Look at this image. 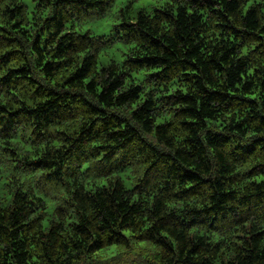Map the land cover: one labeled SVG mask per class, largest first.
<instances>
[{
    "label": "clouds",
    "instance_id": "9594fccd",
    "mask_svg": "<svg viewBox=\"0 0 264 264\" xmlns=\"http://www.w3.org/2000/svg\"><path fill=\"white\" fill-rule=\"evenodd\" d=\"M72 2L78 7L0 0V26L21 21L28 37L42 33V43L43 36L86 31L73 35L76 47L59 74L41 73L26 47L43 88L0 82V264H100V248L115 250L107 264H264V0ZM25 4L9 21L7 10ZM193 20L216 48L206 45L188 65L185 49L197 38L181 40L178 25ZM220 28L227 29L224 44ZM52 51L50 43L45 59ZM113 52L120 55L104 59ZM124 53L171 59L141 67L145 61L122 63ZM23 62L0 65V77ZM185 65L195 77L184 75ZM53 87L63 103L44 94ZM121 119L129 127L114 131L110 122ZM99 144L117 146L100 159ZM18 194L26 218L11 224ZM56 206L59 217L51 213ZM44 211L52 231L36 219ZM69 217L81 227L69 228Z\"/></svg>",
    "mask_w": 264,
    "mask_h": 264
},
{
    "label": "trees",
    "instance_id": "16d2710c",
    "mask_svg": "<svg viewBox=\"0 0 264 264\" xmlns=\"http://www.w3.org/2000/svg\"><path fill=\"white\" fill-rule=\"evenodd\" d=\"M70 6L74 9L78 7V5L72 0H68V3L62 5V7H68ZM197 8L200 7V4L197 3L195 5ZM191 7V5H190ZM27 7L26 5L18 6L17 8H12L7 10L8 18L9 21H13L15 16L20 14V11L26 10ZM213 11H218V9L213 8ZM154 11H160L159 9H154ZM195 15V14H193ZM177 16H179V12H177ZM29 21L32 19V17L29 15L26 17ZM43 19L45 21L49 20L48 16H44ZM216 27L219 28V25ZM179 28V35L181 40L188 41L189 38L193 35L196 36V40L194 42H189L188 48L185 49L186 53H190L188 56V65H191L196 57V54L200 52L202 48H204L206 45H210L211 48L215 49L216 45L208 39L207 36H205L204 31H203V26L199 24L198 21L193 20V21H188L184 22L181 21L178 25ZM41 29L46 31V28L44 25H41ZM198 29V30H197ZM15 31L20 32V36H16L14 34ZM227 32L226 28H220L219 33H217V38L220 39L221 44L225 43V40L221 37L220 34ZM0 65L7 66L9 64H12L14 61L18 60H23V63H20L18 67H10L8 68L7 72L4 73V76L0 77V82H3L5 84H9L13 81H23L27 80L31 83H36L37 87L43 88V85H40L37 81L34 80V77L32 75V68L28 64V56L30 53L26 51V47L31 49V52L36 53L37 55V60L35 61L36 66L40 68V72L44 73L45 76L56 73L59 74L61 68H66L67 67V62L63 59L69 52H71L75 47L76 44L73 40V35H86L85 33H69V32H60L56 33L55 35L59 36V39L56 40L54 37H49V36H43V43L41 42L42 39V33L28 37L29 29L23 22L21 21H15L13 23H10L9 27H3L0 26ZM21 37H24L26 39H22ZM152 40H157V37L155 34L151 35ZM232 39H236V35L233 32L232 33ZM52 44L55 48V51H52L51 53V58L50 59H45L49 55V44ZM160 44H162L164 47H169V51H174V47L170 46L167 41H159ZM199 45V46H197ZM149 47L153 48L157 52L159 51L157 45H149ZM222 54V53H221ZM125 57H127V53H124ZM154 59H171L167 54L163 56H144V55H136V56H131L127 57V59L123 60L122 63H127L128 60H135V61H145L144 65H141V67L147 66V61H152ZM43 64V67H40V64ZM223 62L221 61V65ZM188 65H185L184 69L182 70L185 76H192L195 77L197 74V70L195 68H189ZM81 67H83V63L81 62ZM151 67H155V65H151ZM201 67H204L203 64H201ZM103 71V69H101ZM149 75H155V72H149ZM76 76L75 72L69 73L67 78L64 80V83L61 85L63 90L65 92L68 91V85L69 82H75L73 81V77ZM79 81H84L86 77L80 76L77 78ZM187 83V81H186ZM92 84L91 80H87L85 83V87L87 88L88 85ZM138 88L139 85H136ZM57 89L53 87L51 89L50 93H44L45 95H50L53 100H56L57 104L63 103L58 97H56L54 94L56 93ZM210 91H217V89H210ZM102 92V90H101ZM129 92L131 94V89H129ZM222 95H231V91H226L221 93ZM75 95V93L70 94L69 96L65 97L64 100L70 101L72 99V96ZM138 96V93L136 94ZM167 99V97H165ZM242 99H250V97L245 96L242 97ZM45 103H48L46 100ZM19 111V110H17ZM35 111V110H31ZM53 111H55V105L53 108L48 110L47 114H51ZM135 111V109H134ZM44 114L42 113L41 116ZM99 118L100 119H105L104 116V109H101L99 112ZM110 126L113 127L114 131H121L124 129H127L129 125L124 123V120L121 119L120 123L118 126L114 125L112 122H110ZM157 128H161V124H156ZM128 135H132L131 133L126 134L125 136H121L118 138L120 142H123L128 138ZM117 145L116 144H110V145H104V144H99L96 147L99 149V152L97 155L100 157V159H103L105 155L108 153L105 151L106 148L111 149L115 148ZM33 163H35L33 161ZM40 170V169H38ZM53 171H55V167L53 165ZM98 183H107V181H100ZM103 191V189H101ZM131 191V189H129ZM95 195V194H93ZM19 198L16 200V207L13 210V212L8 214V221L11 224H19L22 218H26L24 214V203L23 200L25 197L22 195L18 194ZM39 199V197H37ZM97 202L98 203H103V197L98 196L97 197ZM31 203V201H29ZM132 202H129L128 207L131 206ZM49 205L45 204V209H48ZM125 211V209H121V212ZM63 212L62 209H60L58 206L52 207L51 208V213L56 214L58 217L61 215ZM50 215L48 211H44L42 217L36 218L40 224L41 228L45 227V224L47 223L49 226V231H52V226L51 222L47 220V217ZM29 224H32V221L29 220ZM67 226L73 231H75L77 228H80L81 225L79 223L73 225L71 222V218H68L67 221ZM21 228H24V225H20ZM59 227V226H58ZM30 231V229H28ZM13 231H16L14 228ZM123 229H121V234H123ZM19 244H22L23 242H18ZM99 253V261L100 264H107V260L111 259L113 257V252L115 251L114 249L111 248H100L97 249ZM20 255H23V253H20Z\"/></svg>",
    "mask_w": 264,
    "mask_h": 264
},
{
    "label": "rangeland",
    "instance_id": "374dc122",
    "mask_svg": "<svg viewBox=\"0 0 264 264\" xmlns=\"http://www.w3.org/2000/svg\"><path fill=\"white\" fill-rule=\"evenodd\" d=\"M25 5H26V7H28L27 4H25ZM85 32H86V31H85ZM112 55L119 56L120 53H119V52H113V53H110V54H109V57H105L104 59L107 60V59H109Z\"/></svg>",
    "mask_w": 264,
    "mask_h": 264
}]
</instances>
